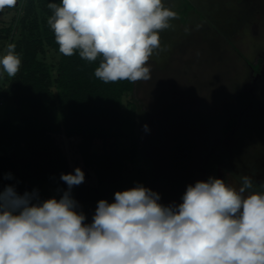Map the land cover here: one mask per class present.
Wrapping results in <instances>:
<instances>
[{"label": "clouds", "instance_id": "obj_1", "mask_svg": "<svg viewBox=\"0 0 264 264\" xmlns=\"http://www.w3.org/2000/svg\"><path fill=\"white\" fill-rule=\"evenodd\" d=\"M16 5L0 0V12ZM48 8L59 52L99 59L94 76L105 84L150 79L160 33L178 18L164 0H60ZM21 66L9 44L0 71L11 78ZM60 180L67 190L59 199L0 188V264H264V192L249 176L239 182L210 176L168 205L137 183L116 191L111 203L99 200L90 223L72 196L84 171L76 167Z\"/></svg>", "mask_w": 264, "mask_h": 264}, {"label": "rangeland", "instance_id": "obj_2", "mask_svg": "<svg viewBox=\"0 0 264 264\" xmlns=\"http://www.w3.org/2000/svg\"><path fill=\"white\" fill-rule=\"evenodd\" d=\"M186 1L194 10L184 22L180 12L185 0H164L178 18L171 22L172 28L160 33L161 48L149 61L151 78L135 82L133 92L125 97L137 104L136 165L147 171L146 187L159 193L164 205L181 203L189 184L206 181L204 164L230 120L235 119L233 130L223 137L230 154L222 161L219 178L239 182L255 172L254 165L264 153V0ZM20 2L0 12V29L24 15L23 10L19 13ZM19 31L18 25L13 40ZM8 45L7 39H0V56ZM46 61L56 65L58 55L48 50ZM257 64L261 73L253 71ZM0 74L4 87L12 77ZM240 93L253 96L244 110L236 102ZM27 112L26 106L0 100V121ZM55 142L71 169L81 168L85 183L94 186V174L80 161L75 142L64 136H55ZM114 147L128 150L129 142L121 140ZM38 190L42 200L48 199L54 197L56 184L40 183ZM254 190L264 192V185L254 182Z\"/></svg>", "mask_w": 264, "mask_h": 264}, {"label": "trees", "instance_id": "obj_3", "mask_svg": "<svg viewBox=\"0 0 264 264\" xmlns=\"http://www.w3.org/2000/svg\"><path fill=\"white\" fill-rule=\"evenodd\" d=\"M49 3L59 5L60 0H21L19 13L23 10L24 15L16 16L10 26L0 29V39L14 44L22 59L18 74L4 87L0 85V100L28 109L27 113L0 121V150H12L0 153V188L14 185L23 194L38 189L40 183L51 182L56 184L54 197L59 199L67 190L60 180L61 173L74 172L55 142V136H64L75 142V152L96 180L94 186L84 182L72 189V196L90 223L99 200L113 198L116 191L137 183L146 187L149 181L147 171L136 165L137 104L125 101L134 83L105 84L94 76L99 59L89 63L78 54L62 55L47 24L52 15ZM191 10L193 5L185 0L180 12L184 22ZM18 25L20 31L13 40ZM48 50L58 55L56 65L46 61ZM238 102L246 107L250 95L240 94ZM234 124L235 120H230L223 133ZM121 140L129 142L128 150L114 147ZM227 154L226 147L220 154L209 156L204 166L206 180L210 176L217 178V166ZM8 173L12 179L4 178Z\"/></svg>", "mask_w": 264, "mask_h": 264}, {"label": "flooded vegetation", "instance_id": "obj_4", "mask_svg": "<svg viewBox=\"0 0 264 264\" xmlns=\"http://www.w3.org/2000/svg\"><path fill=\"white\" fill-rule=\"evenodd\" d=\"M252 68H254V69H253L254 72H256V73H261V70H260V67H259L258 64L255 65V66H252ZM240 94L250 95V102H249V104H248L246 107H242L241 104L238 102V96H239ZM240 94L236 95V102L240 105V107L242 108V110H244V109L248 108V107L251 105V103H252V101H253V96H252V94H250V93H240ZM232 120H235V119H232ZM223 129H224V127H223ZM223 129L221 130V133H220L219 145H217V147H215L214 151L211 152V153L209 154V156H210L212 153L220 154V153H221L226 147H227V150H228V154H230V145L224 143V141H223V137H226L228 134H230V133L232 132V130H233V126H232V128H231L228 132H226V133H223ZM221 147H222V148H221ZM228 154H227V155H228ZM227 155H226V156H227ZM209 156H208V158H209ZM226 156H224V157L222 158V160L219 162V164H218V166H217V178H219L218 170H219V168H220V166H221V164H222L223 159H224ZM208 158H207V160H208ZM207 160H206V162H207ZM206 162H205V164H206ZM205 164H204V166H205ZM254 167H255V172L252 173V174L249 173L248 176L251 177L252 180H253L254 182H256V183H260V184H263V185H264V153H263V158H262L260 161H258V163H256V165H254ZM203 169H204V168H203ZM204 172H205V169H204ZM235 173H237V172H235ZM235 178L238 179L237 177H235Z\"/></svg>", "mask_w": 264, "mask_h": 264}, {"label": "crops", "instance_id": "obj_5", "mask_svg": "<svg viewBox=\"0 0 264 264\" xmlns=\"http://www.w3.org/2000/svg\"><path fill=\"white\" fill-rule=\"evenodd\" d=\"M263 149H264V147H263Z\"/></svg>", "mask_w": 264, "mask_h": 264}]
</instances>
